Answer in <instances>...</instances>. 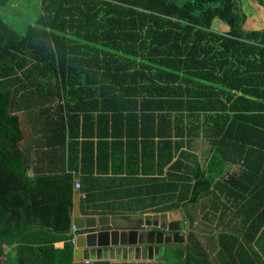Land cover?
Masks as SVG:
<instances>
[{"label": "trees", "instance_id": "16d2710c", "mask_svg": "<svg viewBox=\"0 0 264 264\" xmlns=\"http://www.w3.org/2000/svg\"><path fill=\"white\" fill-rule=\"evenodd\" d=\"M16 1L0 0V241L22 235L0 264H74L76 181L83 214L188 209L173 264H264V26L245 27L250 1L40 0L11 21ZM203 196L228 226L208 244L189 210Z\"/></svg>", "mask_w": 264, "mask_h": 264}, {"label": "water", "instance_id": "95a60500", "mask_svg": "<svg viewBox=\"0 0 264 264\" xmlns=\"http://www.w3.org/2000/svg\"><path fill=\"white\" fill-rule=\"evenodd\" d=\"M179 218L184 219L182 211L179 210ZM73 218L72 224H75L76 227L81 231L80 235L77 237L75 252H74V261H83L84 256L88 254L89 250L93 253L96 250V247L102 246L106 252L112 251L119 243L122 246L133 245L138 243V232L140 230H145V228H152L151 231H146L145 240L140 241V243L150 244V252L154 251V245L158 244L165 245L173 243V237H180L176 241H185L184 236L181 234L182 226L174 222L171 226L170 224L161 225L158 221L151 222L148 220V223H143L142 221H133L129 219L126 215H98L91 214L85 215L81 212L80 209V191L77 190L75 193V201L73 208ZM132 220V221H131ZM175 223L177 225H175ZM38 227H33L29 230L36 229ZM166 230H169L170 234H166ZM54 232V230H53ZM70 234H74L72 229ZM22 235L18 234L12 238L4 239L0 241V246H7L10 242L14 241ZM100 247V250H102ZM158 248V247H157ZM104 250V249H103ZM159 249H155L157 252Z\"/></svg>", "mask_w": 264, "mask_h": 264}, {"label": "rangeland", "instance_id": "374dc122", "mask_svg": "<svg viewBox=\"0 0 264 264\" xmlns=\"http://www.w3.org/2000/svg\"><path fill=\"white\" fill-rule=\"evenodd\" d=\"M250 5H245V10L247 11L248 14V19L245 24V27L248 28H257L264 26V5L261 6L260 4L257 3L255 0H249ZM23 3L24 5L20 6V3ZM249 6V7H248ZM255 9L254 11H252ZM7 12H8V17H10V20L13 21V19L25 15L26 13H30L33 16L38 15L41 12V5H40V0H17L15 3L9 5L7 7ZM17 16V17H16ZM225 24H222L218 19L214 22L213 28L218 29V30H225ZM23 119V117H22ZM210 147L207 139L205 138H200L196 142V150L199 153L200 157L202 160H204V157L206 158L209 154L208 148ZM232 169V167H231ZM238 166L234 168V170H237ZM233 170V171H234ZM223 198V197H222ZM190 212L193 214L194 217V229L196 230L197 233L201 236V239L208 244L207 236H211L212 239L217 240V233L228 226H224L225 223H220V212H216L215 210L212 209L211 207V201H209L208 196H203L199 200L198 203L193 204L189 208ZM153 214L158 215L159 219H167L166 221H171L173 218L172 216H169L167 212H153ZM161 214V215H160ZM153 215V216H155ZM166 216V218H164ZM230 216L225 217L226 220V225L230 222ZM241 222V219H238V224ZM231 225L235 224L233 221L230 223ZM224 227V228H223ZM154 229V228H153ZM175 249H169L166 252V257L163 259V264H173V259H171V256H168L169 253L173 252L174 253ZM152 264H157V263H152Z\"/></svg>", "mask_w": 264, "mask_h": 264}, {"label": "crops", "instance_id": "0c3cea01", "mask_svg": "<svg viewBox=\"0 0 264 264\" xmlns=\"http://www.w3.org/2000/svg\"><path fill=\"white\" fill-rule=\"evenodd\" d=\"M32 134H33L32 126L30 127L27 124L26 136L30 137V135H32ZM36 136L37 135H33V137H36ZM34 153H35V151H34ZM33 157H34L33 159H36L37 156L34 155ZM235 167H236L235 165H232V170H234ZM211 195L213 196V198L216 197V196H214L215 193H212ZM222 197L224 198V195H222ZM177 210H179V209L168 211L167 213H168V215H170L172 217L173 216L178 217V214L176 213ZM187 210L188 209H185V210L183 209V212H184V215L186 217L185 220L189 221V218L186 214ZM85 215H88V214H85ZM108 215H113V214H108ZM119 215H126V216H128L129 219H132L133 221H135V220L137 222L142 221L143 223H145V222L148 223V220L153 222V223L156 221H158L160 223L162 220H167V219L160 220L159 216L153 214V212H144V213L137 212V213H126V214H119ZM153 215H155V216H153ZM164 218H166V216ZM184 221H183V225L185 226V229L189 230L190 229V222H188V225H185ZM193 227H194V224H193ZM152 228H154V227L145 228V230H140L138 232V238L139 239H138L137 244L122 246V244L119 243V245H117L112 251H109V252L105 251L106 248H104L102 246H98V247H96L95 252L92 253L89 250L88 254L84 256L83 261H76V262L74 261V264H152V263L163 264L162 258L165 259L166 252H163V250H161V248L164 245L159 246L158 244H155L153 246L154 251L152 252V255H151V252L149 249H150V247H152V245L140 243V241L145 240L144 234H146V231H151ZM258 238L255 242V246L264 256V251L261 249V247L259 245L260 241H258L259 240ZM63 245H64L63 242H59L56 244L57 247H62ZM179 245H181V244L176 245V247H174L175 245L172 247L174 249H177V247H179ZM182 245H185V242ZM100 247H102L101 248L102 250H100ZM155 249H159V250L156 252Z\"/></svg>", "mask_w": 264, "mask_h": 264}, {"label": "flooded vegetation", "instance_id": "af4514ba", "mask_svg": "<svg viewBox=\"0 0 264 264\" xmlns=\"http://www.w3.org/2000/svg\"><path fill=\"white\" fill-rule=\"evenodd\" d=\"M179 210H181V209H179ZM179 210H177L176 211V213L178 214V217H172L173 219L171 220L172 222H171V224H170V222H168V221H166V220H162L159 224H161V225H167V224H170L171 226L173 225V223L174 222H176V223H178V225H181L182 226V231H181V234L184 236V238H185V241H176L177 239L179 240L180 239V237H176V236H174L173 237V243H171V244H165L162 248H161V250H163V252H165V251H168L170 248L171 249H173V247L172 246H174V247H176V245H178V244H181V245H179V246H181V247H183L184 245H182V244H184V242H185V245L189 242V237H188V233H189V231L188 230H186L185 229V226L183 225V221L185 220V215H184V212H183V210H181L182 211V214L184 215V219L183 218H179L180 217V213H179ZM170 216V215H169ZM175 223V225H177ZM174 226V225H173ZM187 232H186V231ZM187 233V234H186ZM166 234H170V232H169V230H166ZM176 239V240H175ZM187 242V243H186ZM178 248V247H177ZM176 250V249H175Z\"/></svg>", "mask_w": 264, "mask_h": 264}, {"label": "built area", "instance_id": "2783aa9c", "mask_svg": "<svg viewBox=\"0 0 264 264\" xmlns=\"http://www.w3.org/2000/svg\"><path fill=\"white\" fill-rule=\"evenodd\" d=\"M81 188V182L80 181H76L75 182V189L76 190H79ZM86 195H85V193H80V198L81 197H85ZM186 223V225L188 224V222L186 221L185 222ZM71 229H72V231H73V238H72V242L74 243V245L76 246V242H77V237H78V235H80L81 233H79V229L76 227V225L75 224H72V227H71Z\"/></svg>", "mask_w": 264, "mask_h": 264}, {"label": "clouds", "instance_id": "9594fccd", "mask_svg": "<svg viewBox=\"0 0 264 264\" xmlns=\"http://www.w3.org/2000/svg\"><path fill=\"white\" fill-rule=\"evenodd\" d=\"M185 218H186V217H185ZM186 221H187V220H185L184 223H185ZM187 222H189V221H187ZM185 225H186V223H185ZM187 225H188V224H187ZM188 231H190V229H189Z\"/></svg>", "mask_w": 264, "mask_h": 264}, {"label": "bare ground", "instance_id": "6f19581e", "mask_svg": "<svg viewBox=\"0 0 264 264\" xmlns=\"http://www.w3.org/2000/svg\"><path fill=\"white\" fill-rule=\"evenodd\" d=\"M62 244V243H61Z\"/></svg>", "mask_w": 264, "mask_h": 264}]
</instances>
